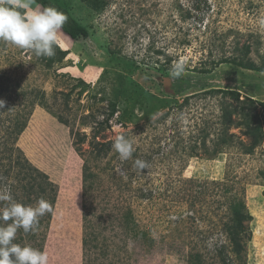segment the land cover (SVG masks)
I'll return each mask as SVG.
<instances>
[{
	"label": "rangeland",
	"instance_id": "obj_1",
	"mask_svg": "<svg viewBox=\"0 0 264 264\" xmlns=\"http://www.w3.org/2000/svg\"><path fill=\"white\" fill-rule=\"evenodd\" d=\"M65 1L89 36L72 41L61 31V61L0 42L8 90L0 121L12 126L39 95L44 105L32 108L17 146L57 195L20 244L46 252L49 264H264V140L245 154L252 120L264 125V72L221 63L243 58L249 46L246 60L264 66V0H105L103 11ZM177 62L186 68L180 77L171 72ZM203 69L209 73L196 71ZM117 75L125 76L124 95L110 117ZM215 90L238 91L239 102ZM249 98L263 105L249 109ZM124 110L131 116L122 125ZM225 111L234 112L229 132ZM121 134L133 144L128 160L113 148ZM110 141L111 151L96 158L93 142ZM20 152L0 150V165ZM137 159L147 168H136ZM0 183L4 192L18 180ZM232 201L251 216L239 253L225 233Z\"/></svg>",
	"mask_w": 264,
	"mask_h": 264
},
{
	"label": "trees",
	"instance_id": "obj_2",
	"mask_svg": "<svg viewBox=\"0 0 264 264\" xmlns=\"http://www.w3.org/2000/svg\"><path fill=\"white\" fill-rule=\"evenodd\" d=\"M83 1L87 2L92 7V9H95L96 11H103L107 7V2L105 0H83ZM33 4L37 6H43V7H48V6L55 7L59 11L65 13L68 17V20L62 28V33L65 36H67L69 39H71L72 41H76L79 38H82V37L86 38L89 36V32L87 28L81 23H79V21L76 20L72 16L69 5L67 4L65 0H33ZM250 51H251V48L249 46H246V48L244 49L245 55L243 58L223 60L221 63H229V64H232L244 70L263 73L264 66L258 67L251 60H246V57L250 53ZM65 56H66V52L61 51L59 47L57 46L55 56L51 58H48V57H43V58H46L47 60L50 61L51 64H54L56 61H61L62 59H64ZM170 61L171 60L168 59L169 63ZM167 67L168 65L165 66V68H162L163 69L162 71L163 72L169 71V68ZM196 71L197 72L200 71L201 73H209L208 70H204V69L196 70ZM124 79H125V76L123 75L116 76L117 85L115 86V90L113 94V101H111V104H110L111 110H112L110 117H113V115L117 113L118 102L120 98L124 95V92H123V83L125 82ZM0 84H1L0 85V98L5 99L8 94L7 93L8 90L7 88H4L2 86V83ZM215 91H222V93L224 94H227V95L229 94L232 96L233 100L239 102L240 93L238 91H229V90H215ZM16 97L20 98L19 95ZM22 97H24L25 99L26 96L22 95ZM34 98L36 99V101L34 100L33 102H31V105L29 102L25 104V105H29V107L31 106V109L21 110L17 112V117L15 119L16 121L12 124V126H10V124H7L5 121L4 122L0 121V125H2V130H0V150L4 152V154L8 155L9 153H13L16 149L19 152L21 151L20 148L17 146V143L19 141L20 136L28 128L30 118L33 115L32 108H34L36 105H39V106L44 105L43 101H39L38 99L39 95H38V98L37 96ZM69 98H70V95L67 94L65 96V100H66L65 106L66 107L68 106ZM246 101H249V109H256L259 105L261 106L263 105V103L259 104L255 102V100L250 99V98ZM163 102L170 103L169 100H164ZM2 113H4V110L2 111ZM233 114H234L233 111H229V112L225 111L224 119L226 120V123H227L226 128L224 130L225 132H229L231 125L235 123L232 120ZM127 115L131 116V112L129 110L122 111L121 119H120L122 125L126 124L125 118ZM55 117L58 119L60 123L65 124L62 116L56 114ZM252 121L256 122L257 126H255V128L253 130H250V132H248L247 134L248 136L252 137L253 144L245 149V154H252L255 148L259 146L260 143L264 140L263 123H261V120H259L258 118H254ZM104 123L105 125H108L109 120L108 119L106 121L104 120V122L100 124V127L98 128V131L96 132V134H98L99 131L104 130L105 128L104 127L105 125H103ZM251 124L252 123H250L249 126H251ZM239 125H240L239 127L243 126V124H240V123ZM96 136H95V139L97 138ZM84 141H85V137L82 136L80 137L78 141H76V144H82L84 143ZM231 141H232L231 139L224 138L221 140V144L230 145ZM204 145H205V142H204ZM93 146L95 147L94 152H96V158L100 159L111 151L112 142L111 141L107 143L93 142ZM22 153L23 152H20L17 157L18 159L13 160V162L10 163L8 167L4 165L2 166L0 165V169L1 167L5 168V171H3L2 169L0 170V180L3 181L5 178H8L11 174H13V176L18 180L17 186L9 187V190L11 189L9 192L12 195V197L15 198V201L20 200V198L23 197L25 198V203L23 201L22 203L25 205H31L34 202H37L42 197L49 202L51 207H54L57 195L55 191L48 192L46 188L50 186L47 182L48 176L40 174L36 168L31 166L32 164L28 161L26 157L22 155ZM0 159H2V157H0ZM0 186H1V183H0ZM142 198L148 199V200L151 199V197H149L148 195H143ZM3 205L5 206L6 202H3L2 207H4ZM229 209H230L231 215H230L229 223H227L225 226V233L229 241V244L232 245L236 253H239L242 251L241 239L243 238L242 236L243 233H245L244 223L250 220L251 216L247 212V209L242 201H232L229 205ZM131 217H132L131 214L130 215L127 214L125 217V220L128 221V224H130ZM46 218L47 219L50 218V214H48ZM41 223L42 221L39 220L37 229L41 226ZM133 232L137 234L138 236H146V233L140 232L138 229H133ZM30 233L31 232L24 233L22 229L18 230L17 234L19 236L17 237V240L14 242L15 243L17 242L20 244L23 240H25V238H23V235L24 237H26V235L31 236ZM32 240H33V237H32ZM220 251H223V249Z\"/></svg>",
	"mask_w": 264,
	"mask_h": 264
},
{
	"label": "clouds",
	"instance_id": "obj_3",
	"mask_svg": "<svg viewBox=\"0 0 264 264\" xmlns=\"http://www.w3.org/2000/svg\"><path fill=\"white\" fill-rule=\"evenodd\" d=\"M32 3L33 0H0V42L30 50L36 57L51 58L56 54L68 17L55 7H32ZM185 71L182 62L171 69L174 77ZM5 103L0 99V109ZM113 148L121 160L130 159L134 151L131 140L123 134L115 138ZM147 166V162L135 160L136 168L143 170ZM0 202H8L0 207V264H49L46 252L14 242L18 230L36 231L39 219L51 211L49 202L41 197L35 206L25 205L15 202L9 191L0 192Z\"/></svg>",
	"mask_w": 264,
	"mask_h": 264
}]
</instances>
